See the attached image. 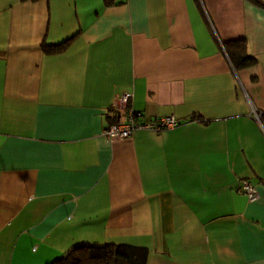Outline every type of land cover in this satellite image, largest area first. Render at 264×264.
I'll list each match as a JSON object with an SVG mask.
<instances>
[{
  "label": "crops",
  "instance_id": "obj_1",
  "mask_svg": "<svg viewBox=\"0 0 264 264\" xmlns=\"http://www.w3.org/2000/svg\"><path fill=\"white\" fill-rule=\"evenodd\" d=\"M241 37L256 60L236 68L224 41ZM123 94L180 123L108 140ZM263 114L250 0H0V264L81 240L145 264H264Z\"/></svg>",
  "mask_w": 264,
  "mask_h": 264
},
{
  "label": "trees",
  "instance_id": "obj_2",
  "mask_svg": "<svg viewBox=\"0 0 264 264\" xmlns=\"http://www.w3.org/2000/svg\"><path fill=\"white\" fill-rule=\"evenodd\" d=\"M264 7V0H250ZM123 0H105L107 5H117ZM64 44L50 46L43 41L44 49H59ZM228 57L234 67H245L255 62V57L247 50L243 37L224 41ZM136 111V110H135ZM199 115H191L198 117ZM264 123V114L262 115ZM148 250L126 243L99 242L81 240L70 245L62 255L57 256L50 264H145Z\"/></svg>",
  "mask_w": 264,
  "mask_h": 264
},
{
  "label": "built area",
  "instance_id": "obj_3",
  "mask_svg": "<svg viewBox=\"0 0 264 264\" xmlns=\"http://www.w3.org/2000/svg\"><path fill=\"white\" fill-rule=\"evenodd\" d=\"M129 100L130 96L128 94H123L114 105L117 109H122L123 113L116 121L111 122L103 129L102 134L108 140L129 137L138 130L160 132L180 123L173 115L145 118L141 112L135 111L129 105ZM240 189L247 194L251 201L256 200L259 195L258 189L248 181H243Z\"/></svg>",
  "mask_w": 264,
  "mask_h": 264
},
{
  "label": "water",
  "instance_id": "obj_4",
  "mask_svg": "<svg viewBox=\"0 0 264 264\" xmlns=\"http://www.w3.org/2000/svg\"><path fill=\"white\" fill-rule=\"evenodd\" d=\"M134 246V245H133Z\"/></svg>",
  "mask_w": 264,
  "mask_h": 264
}]
</instances>
